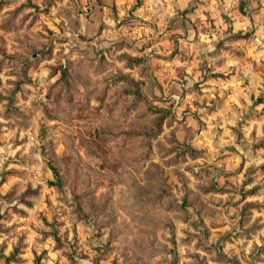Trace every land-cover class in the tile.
Here are the masks:
<instances>
[{
  "label": "rangeland",
  "instance_id": "374dc122",
  "mask_svg": "<svg viewBox=\"0 0 264 264\" xmlns=\"http://www.w3.org/2000/svg\"><path fill=\"white\" fill-rule=\"evenodd\" d=\"M0 264H264V0H0Z\"/></svg>",
  "mask_w": 264,
  "mask_h": 264
},
{
  "label": "trees",
  "instance_id": "16d2710c",
  "mask_svg": "<svg viewBox=\"0 0 264 264\" xmlns=\"http://www.w3.org/2000/svg\"><path fill=\"white\" fill-rule=\"evenodd\" d=\"M136 62L139 63L141 62V59L140 58H129V66L132 67L134 65H136ZM51 169L54 173V175L59 179L60 176H59V172H58V169L55 167V166H51Z\"/></svg>",
  "mask_w": 264,
  "mask_h": 264
},
{
  "label": "crops",
  "instance_id": "0c3cea01",
  "mask_svg": "<svg viewBox=\"0 0 264 264\" xmlns=\"http://www.w3.org/2000/svg\"><path fill=\"white\" fill-rule=\"evenodd\" d=\"M107 3V2H106ZM106 5H109V3H107V4H105L104 6H106ZM101 7H102V5H101ZM107 9H109L108 7H106ZM166 11H167V13L168 14H172L173 12H172V9L169 7V6H166ZM139 13V12H138ZM166 15V14H165ZM99 15H97V17H98ZM163 17V16H162Z\"/></svg>",
  "mask_w": 264,
  "mask_h": 264
}]
</instances>
